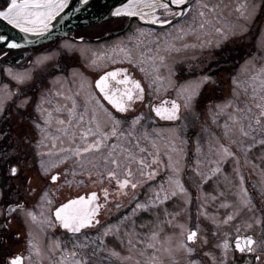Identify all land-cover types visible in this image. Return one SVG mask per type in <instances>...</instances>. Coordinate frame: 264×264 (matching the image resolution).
Instances as JSON below:
<instances>
[{"label":"snow or ice","instance_id":"snow-or-ice-1","mask_svg":"<svg viewBox=\"0 0 264 264\" xmlns=\"http://www.w3.org/2000/svg\"><path fill=\"white\" fill-rule=\"evenodd\" d=\"M88 2L89 0H80L83 5H87ZM170 6H175L177 10L173 11ZM66 7L68 0H7L6 5L0 7V21L6 22L21 33L44 36L49 32L52 21ZM229 7L228 0H126L122 6L111 12L113 17H139L148 24L170 26V30L157 35L152 30L146 32L138 29L135 37L129 38L133 42V47L117 46L112 51L121 59L117 60L115 57L109 59L114 64L126 62L139 70L146 78H150L149 88L155 86L154 90L159 93L164 80L159 74V69L167 67L166 60L172 53L212 46L219 48L230 36L237 34L235 24L228 23L225 17ZM248 8V0H239L236 3L233 9L237 14L236 22L251 18L252 12H249ZM157 9H163V19L155 14ZM252 11L254 12V9ZM0 45H5L8 49L22 47L2 34ZM52 58L51 55H43L34 63L41 67ZM256 61L255 55L245 61L241 73L232 79L231 95L221 103L213 105L210 110L213 122L220 129V135L209 138L206 154L202 151L203 146L197 147L198 159L193 171L200 177L201 183L217 177L226 161L233 160L238 165L236 171L239 177L240 211L227 215L220 222L224 225L231 224L244 209L252 211L254 208L251 197L244 187L245 178L240 175L239 162L243 156L245 163L250 164L249 153L257 146L264 149V62L257 64ZM93 63L95 64V61ZM5 72L17 85H27L32 80L29 71L13 72L6 69ZM241 74H244V79L240 78ZM210 80L211 77L205 75L197 81L178 86L177 98L160 100L159 104L151 106L152 112L160 120L171 122L181 120L182 110H192L193 100L199 94L200 88ZM169 86H172L171 81ZM18 91L19 95L10 91L7 84L0 86V114L4 112L8 101L15 103L14 96L20 100L18 108L30 106L31 98L27 92L23 88H19ZM144 99L145 89L140 81L132 77L129 68L121 67L105 72L95 81V92L91 90V85L83 80L76 84L75 74L72 80L57 79L53 82V87L46 89L36 102L33 109L36 117L29 114V125L36 135L30 134L22 123L17 139L21 147L31 146L36 150L40 175L51 184H56L61 176L65 178V183L69 187L73 183L77 185L84 183L83 180H75L77 176L87 175L93 184L107 180L110 184L115 183L116 197H128L131 193V200L137 201L133 215L140 211H150L175 197L188 195L187 188L181 180L184 167L182 145L186 142L180 141V146L177 145L179 137L175 129L170 130L171 135H165L162 130L145 128L142 115L122 122L104 103L110 105L116 113L123 114L133 111L134 105ZM180 100L183 101L182 104L178 102ZM221 119L223 123H219ZM2 133L3 129H0V135ZM6 159L7 153L0 148V161ZM64 164H69L70 167L65 168L62 173L53 174V169H58ZM208 165L212 166L206 167ZM252 167L253 170L257 169L254 164ZM259 171L261 181L264 183V168ZM19 173L18 167L13 166L9 169V175L13 178L18 177ZM162 173H165L167 178L159 181L153 188L151 182L157 181ZM69 175L73 177V181L67 179ZM145 185H149L152 194L145 202H139L136 190ZM35 191L36 189L29 188L30 194ZM102 193L103 203H100V196L96 192H91L87 196L80 195L69 199L54 211H46L51 209L53 199L50 191L43 190L40 193L38 213L27 210L23 203L8 204L6 209L0 211V215L5 218L2 227L7 228L14 214L23 212L31 224L39 227L41 233L47 228L58 227L68 234L66 243L56 240L50 245L49 264H96L105 250L103 238L119 232L118 227L110 226L93 237L86 231L97 228L101 223L98 217L109 203L110 196L108 188L102 189ZM121 206L120 203L116 204L117 209ZM221 206L229 207L228 204ZM128 219L130 217L126 215L124 220ZM168 223H171V220ZM254 225L261 227L264 232V219L261 218H257L254 224L247 223L244 231L253 228ZM185 231L188 234L186 242L182 243L181 247L191 254L193 249L188 245L196 242L198 231L187 229ZM236 232H241L240 226L236 227ZM127 235L130 252L145 256L147 249L153 250L145 264H161L160 257L155 254L161 250L171 255V249L157 247V244L167 241L162 242L156 231L146 237L145 241L138 239L134 230ZM27 243L29 250L27 256L20 254L10 256L5 264H40L43 257L38 240L29 233ZM140 243H143L144 247L137 249L136 245ZM219 247L223 249L225 255L229 251L247 255L258 253L259 250L255 259L257 264H264V238L237 235L235 241L230 244L225 234V239ZM109 255L120 259L116 252H109ZM33 257L37 259L33 261ZM123 259L132 261L133 256ZM134 264L141 262L135 260Z\"/></svg>","mask_w":264,"mask_h":264},{"label":"flooded vegetation","instance_id":"flooded-vegetation-1","mask_svg":"<svg viewBox=\"0 0 264 264\" xmlns=\"http://www.w3.org/2000/svg\"><path fill=\"white\" fill-rule=\"evenodd\" d=\"M263 1L264 0H262V2ZM262 7H264V3L262 4ZM172 10L175 11L177 9ZM156 14L160 16L161 11H158ZM257 15L261 16L262 14L259 11ZM168 18L171 19V17ZM160 28L163 27L145 23L139 17L127 16L115 17L103 22L83 26L72 31L64 37L47 42L46 45L42 47L45 48L49 46L52 48H56L58 52L55 54V56L57 57L51 60H56L57 58L60 63L55 65L49 64L47 62V65L45 64L43 67H37L36 65H33L34 59L36 60L38 57H41L38 55V53L42 48H38L39 50L35 46L10 50L0 48V54L6 51L5 55L3 56H6L7 53L10 55V57L8 56L9 58L7 60H9L11 64L14 65L15 63L24 59L26 62L25 65L32 67V80L29 81L27 85H17L14 81L15 85L12 86L13 92H16L17 95H19V87L23 88L27 93L29 92L28 96L31 98L30 106L27 108H18L17 105L20 103V100L16 99V97L14 96L15 103H12L11 107L6 105L5 108L7 112L4 111L2 114H0V129H3L4 134H11V143L9 145L10 152L7 154L6 160L0 161V192L3 190L5 191L2 199L0 200V211L6 209L8 204L17 202L23 203L26 209L30 208L35 204L39 191L43 189L50 191L56 197V200L53 202L51 209H48L47 211H54L56 207H59L62 203L67 202L69 199L76 198L80 195L87 196L91 192H96L100 196V203H103L104 199L102 189L108 188L110 193L109 203L101 211V214L98 217L101 221L100 225H98L97 228L86 230L90 233V235L95 237L98 232L102 233L105 228L104 226L108 223H110L111 227H118L119 229H124L130 226L135 227L136 225L142 227L145 224V221L142 218L145 217L146 211L136 212L135 215H133V209L135 208V203L137 201L131 200V193L128 197H116V185L114 182L110 184L107 182V180H105L103 183L93 184L88 176L84 175L75 177V180H83L84 183L79 185L73 183L72 186L69 187L65 183V178L63 176H61V179L56 184H51L48 179L41 177L39 169V158L35 154L36 150L31 146L21 147L17 139V133L20 132V125L23 123L25 129L28 130L30 134L36 135L34 130L30 128L29 114H31V117H36V113L33 111V109L35 108V104L37 101H39L40 96L46 89L53 87V76H56L57 73L67 74L65 68L72 65L73 67L77 68V78L75 79V83L79 84V82L83 80L87 82L88 85H91V90L93 92H95V81L99 79L100 75H103L105 72L111 71L115 68H129L132 77L140 81L141 85L145 89L144 101L137 102L134 105L133 111L123 114L116 113L114 109H111L110 105H107V103L104 102L106 107L112 110L114 115L122 122H124L125 120L130 121L134 116L142 115L144 117L142 123L144 124L145 128H155L157 130H162L165 135H168V132L172 130V128L168 127V132H166L161 127H157L154 125L173 122L160 120L158 117H156L155 113L152 112L151 106L154 104H159L160 100H171L177 98V95L174 93L176 84H172L169 91L167 89H164L168 85L167 78L165 77H172V79L169 78L168 82L173 81L174 83H177V81L179 80V66L177 62H172L170 66L167 65V67H164L163 69L162 67H160L159 74L164 78L163 82L165 83H162L159 93L154 90L155 86L152 89L149 88L148 85L150 83V78H146L143 73L135 68H132L131 65L127 64L126 62L107 64L100 70L97 69L98 65H95V53L96 51H98L97 42L99 40L110 38L113 35L122 34L123 32H126L128 30L130 31L131 35L135 37L138 29H143L146 32L148 30H152L157 35H159L161 34L158 31ZM246 36H248L249 38H246L242 34L240 42L237 45L239 47L237 56L235 58H228L220 54H218V56H216V54L211 55V53L208 52L199 56V59H202V61L195 62L196 67H206L209 70L218 71L217 75H215V77L208 82V84L211 83L209 86H211L212 90H216L218 85L220 86L219 90H223L225 88V78L224 80L218 78L221 77V74L225 75V68L227 66H232L237 57L241 55L243 48L242 45H244L243 38L245 41H247L248 39H251L253 41L257 38L254 33L250 35L247 34ZM61 39H69L74 42H79L81 43V45L76 46V48H63V46L60 45L59 42ZM86 42L90 44L95 43L96 45H91L93 47L90 48L87 47V45H83ZM3 56L0 57V78L3 75V66L1 64ZM93 61H95V64L93 63ZM89 64L94 68H87ZM185 67L187 70H190L189 67H192V64L186 63ZM235 71H237V69H235ZM84 77H87V79H84ZM51 78L53 79L51 80ZM64 78L67 79L66 77ZM65 79H61V81ZM41 86H43L42 89H40ZM40 90H42V92H40ZM213 101H215L213 97L206 99V102H204L205 107H202V109L208 108ZM178 102L182 104L181 100ZM183 111L184 110H182L181 113L182 117ZM21 113H23L24 115H21ZM203 113L204 117H207L208 112L203 111ZM149 118L153 121H150L148 125L147 120ZM175 130L185 136L192 133L191 131H188V128H176ZM3 133L2 135H0V148L2 149L4 143ZM177 145L180 146V143H177ZM182 146L184 148L182 161L184 167L181 173V180L187 188L188 195L186 197H175L169 201H166L163 205L157 207L161 211H165V209L177 210L182 217V220H178L177 222L180 225L181 231L180 234L175 235L174 244L171 246L168 240L164 246H162V244H157V247L161 249H171L172 247L171 255L163 252V250L155 253L160 257L161 264H192V262H195V264H221L222 261L224 262V264H257L255 256L256 254H259V250L258 253L255 254L249 253L247 255H242L239 252L229 251L227 255H225L223 249L219 247V245L225 239L227 229L224 224L220 223L226 214V207L221 206L222 204H224L222 202V197L220 196L222 193L215 191L214 200L219 198V201H217V203L209 205L208 189H216L221 186V183L224 181L223 172L218 174L217 177L201 183L200 177L195 175L193 171L198 159L197 151L195 150V143L186 142ZM202 151L206 154L207 146L205 148H202ZM166 162L167 161L165 158V163ZM226 163L227 161L222 165V169H227ZM13 166L20 169L18 177L15 178L9 175V169ZM239 166L242 168L244 176H250V174H248V168L244 164L241 163L239 164ZM69 167V164H64L58 169H53V174L55 172L62 173L65 168ZM166 178V174L162 173L161 176L157 178V181L151 182L153 188L159 181ZM67 179L69 181H73V177L71 175H69ZM93 179H95V177H93ZM245 184L247 188H250L247 183ZM29 188L36 189L35 193L30 194ZM248 191L249 194H252L253 198L256 197L255 193L251 192L250 190ZM151 194L152 189H150L149 185H145L144 187L138 188L136 190L137 200L139 202H145L146 200H148V197ZM217 195H219V197ZM117 203H120L122 205L119 209L116 208ZM262 214L264 213L262 212ZM126 215L129 216L130 219L124 220V217ZM23 218L26 219V216L24 215ZM23 218L17 216V214H14V216L11 218L10 225L7 228H4L2 227V225L5 223V218L3 215H0V245H2L4 248V252H0V264H5L6 260L10 256H14L17 254L27 256L29 254L28 243L26 242V221H24ZM114 221H116V223ZM181 226H183V228ZM185 229L198 231V238L196 242L188 245L193 249L191 254H188L181 247V244L186 242V236L188 234ZM32 230L36 231L37 229L33 227ZM247 233L254 234V237H256L257 239L264 238V232H262L261 227H256L252 229L251 232L230 234L227 235V238L229 240V243L232 244L235 241L237 235H244ZM37 236L40 241L39 245H41V249H44V252L42 253L43 258L40 260L41 264H43V262L44 264H49L48 257L51 256V253L48 249L46 254V250L48 247H50V244H52L56 240H59L62 243H66L68 239V234L58 227L47 228L43 233L38 231ZM112 236H114V234L103 238L105 250L100 255L99 259H97L96 264H99V261L104 262V259L110 256L109 252H112L113 245L111 242ZM142 248L143 247L141 244V249ZM205 253H207L208 255H205ZM168 256L171 257V260H168ZM34 258L35 257H33V261ZM141 264H143L142 261Z\"/></svg>","mask_w":264,"mask_h":264},{"label":"rangeland","instance_id":"rangeland-1","mask_svg":"<svg viewBox=\"0 0 264 264\" xmlns=\"http://www.w3.org/2000/svg\"><path fill=\"white\" fill-rule=\"evenodd\" d=\"M229 2V10L225 12V17L228 23L235 24V30L237 32L236 35L230 36L227 41H224L219 48L212 46V47H207L204 49L196 48V49H188L186 51H182L179 53H172L171 56H169L166 60L167 65L170 66L172 62H177L179 66V80L177 83H174L173 81L172 84H176L174 93L177 95V87L180 85L187 84L189 82H194L199 80L201 77L207 75L210 76L211 79L217 75L218 71H213L209 70L206 67H196L195 62L202 61V59H199V56L202 54L210 52L211 55L218 54L222 56L228 55V50L225 49L226 45L229 43L231 44L230 51L236 50V45L239 44L240 39L242 34L246 37L247 34H253L257 36L256 40H251L248 39L247 41L244 40L243 38V44L246 46L244 53L246 52V56L238 62L237 66V71H234L230 75V67L225 68V75L221 74L218 79L226 81L227 89L224 91L220 89V86H217L216 90H212L211 86H209L211 83H207L203 85L200 90L199 94L195 97L193 100V107L192 110L189 111H183V117L181 120L173 123H162L161 125H154L157 127H161L164 129L166 132H168V127L172 129H185L188 128V131H191L192 133L190 135H182L178 131L175 130L176 135L179 137V140L176 141V143H180V141H185V142H191L195 143V150L197 151L198 146H203L205 148L207 146V141L209 140L210 137L212 136H219L220 135V129L217 127V124L213 122L212 114H211V108L213 105L219 104L222 101H224L226 98H228L231 95L232 91V79L234 76H237V74L241 73V68L242 66L245 65V61L250 58V56L255 55L257 57V64L264 62V7H262V0H248L249 3V8L248 11L252 12L251 18L249 20H240L239 22H236V13L233 11V9L236 6V3L239 2V0H228ZM254 9V12L252 11ZM161 11V18H164V13L163 9H160ZM261 12V16L257 15L258 12ZM231 12V14H229ZM157 15V14H156ZM259 16V17H258ZM245 29H247L245 31ZM170 30V26H166L163 28H160L158 31L159 33H165ZM130 37H134L131 35L130 31L123 32L122 34H117L113 35L110 38L99 40L97 42V49L95 56H96V64L98 65V70H100L103 66L107 64H114L111 62L109 57H115L117 60L121 59V57L117 56L114 51H112L114 48L117 46H122L126 45L127 47L131 48L133 47V42L130 41ZM60 45L63 46V48H76V46H80L81 43L79 42H74L69 39H61ZM190 43L192 41H189ZM65 45H71V47H65ZM83 45H87V47H93L96 44H90V43H84ZM93 45V46H91ZM242 45V46H244ZM255 46V48L253 47ZM179 46V45H178ZM39 50V49H38ZM58 52L56 48L52 47H45L39 50L38 55L43 56V55H51L54 59L55 54ZM224 53V54H223ZM27 54V53H26ZM36 57V56H35ZM97 57H100V59H97ZM227 57V56H226ZM8 57H4L3 60H1L2 68H3V75L0 78V86L7 84L9 86V90L13 92L12 86L15 85L14 81L11 80V78L7 75L5 72L6 69H11L13 72H24V71H29L32 74V67L25 65V60L22 59L21 61L15 63L14 65L7 60ZM34 59V58H33ZM36 60L34 59V62ZM32 63V62H31ZM49 64H60L58 59L56 60H49ZM186 63H191L192 67H189L190 70H187L185 67ZM30 65V64H29ZM35 65V63H33ZM47 65V64H46ZM90 65V64H89ZM87 68L93 69V66H89ZM28 66V67H27ZM27 67V68H26ZM43 67V66H41ZM26 68V69H25ZM164 67H162L163 69ZM76 67H73L72 65L69 67H66L65 70L67 71V74H61L57 73L56 76L54 75V81L59 79H65L66 77L68 80H72L71 78L74 77L75 74V79L77 78L76 74ZM229 69V71L227 70ZM43 70V69H41ZM64 70V71H65ZM216 73V74H215ZM51 78V80L53 79ZM167 78V86L164 89H167L168 91L170 90L171 86H169V78L172 79L171 76L165 77ZM241 79H244L245 76L244 74L240 75ZM84 79H87V77H84ZM165 82H163L164 84ZM21 88V87H19ZM43 86L40 87L42 89ZM42 92V90H40ZM164 92V91H162ZM29 94V92L27 93ZM214 98L215 101L211 102L210 106L206 109H202V107H205L204 102H206V99L208 98ZM22 99V97H21ZM13 100L14 97H13ZM182 101V100H181ZM183 103V101H182ZM11 107L12 101H8L6 104ZM6 108H5V110ZM203 111H207V117H204ZM153 121L152 119H148L147 123L149 125V122ZM219 123H223V119L219 121ZM168 135H171V132H168ZM3 138H4V143H3V150L8 154L10 152V143H11V134L3 133ZM7 143V144H6ZM163 146V145H162ZM203 158V157H202ZM249 159L251 160L250 164H246L244 157H240V162L239 164H245V166L248 168V174H250L249 179L247 176H245V181L249 180V186L250 188L246 187V182H244V187L248 190H250L253 193H256L258 196V199L256 200L255 198L252 197V194H249L252 200V204L254 205V208L252 211H248L247 209H244L242 212H240V215L237 216V219L234 220L231 224L225 225L227 227L226 229V234H235L236 232V227L240 226L241 227V232L244 231V226L247 223H253L257 218H263L264 219V183L261 181V173L259 169L264 168V149L261 147L257 146V148L253 149L251 153H249ZM256 165L257 169L253 170L252 165ZM212 165H209L208 167H211ZM227 169H222L223 172V182L221 183V186L219 188L213 189L210 188L208 189V203L209 205H212L214 203H217L219 201V198L216 200L213 199L215 196V192H220L223 195H220L222 197V202L224 204H228L229 207H226V214L224 218H226L227 215L232 214L234 212L240 211L239 209V201H240V194H239V177L237 175V163L233 160H229L226 163ZM40 169V167H39ZM240 169V175L244 176V172L242 171V168L239 166ZM252 176V177H251ZM247 178V179H246ZM11 182V181H9ZM46 190V189H43ZM41 190V191H43ZM37 195V200L34 205H32L30 208H27V210H32L35 212L40 211L39 207V198H40V193ZM4 190L0 192V200L2 199L4 195ZM249 192V191H248ZM250 192V193H251ZM51 193V192H50ZM6 196V195H5ZM9 196V195H8ZM219 197V195H217ZM52 199L53 202L56 200V197L52 193ZM1 208V206H0ZM48 209H46L47 211ZM17 216H20L21 218L24 217L23 212H19ZM174 217V219H173ZM223 218V219H224ZM24 221H26V242L29 240V233H31L37 240L38 242L39 239L37 238L38 236V231H40L39 227L31 224V222L28 220L26 217L23 218ZM145 221V224L140 227V226H135V227H126L124 229H119V232L115 233L114 236L111 237V242H112V252H116L119 254L120 259L114 256H108L104 260V262L99 261V264H134L135 260H139L140 262L142 261L143 264H145V261L149 255L153 254L152 249H147L145 256H140L138 253H133L129 251V236L127 235L129 232H132L133 230L137 234V238L140 239L141 241H145L146 237L150 236L153 231H156L159 233V239L163 241H169L170 245L172 246L175 242V235L180 234L181 228L180 225L177 223L178 220H182L181 215L178 213L177 210H171V209H165V211H161L158 208H153L150 211H146L145 217L142 218ZM171 220V223H168V221ZM116 223V221H114ZM113 222V223H114ZM36 228V231H33L32 228ZM106 228L110 227V223L106 224L104 226ZM258 228V226H253V228L248 229L246 232H251L252 229ZM39 229V230H38ZM37 235H36V234ZM141 244L142 247H144L143 243L137 244L136 247L137 249H141ZM51 245V244H50ZM165 243L162 244L164 246ZM40 249H41V245ZM49 247L46 250V254L48 251ZM172 251V247H171ZM0 252H4V248L2 245H0ZM44 252V249H41V254ZM29 253V250H28ZM133 256V260L129 261L126 259H123L128 256ZM37 258H34V261ZM168 260H171V257L168 256ZM41 264V263H40ZM44 264V262H43Z\"/></svg>","mask_w":264,"mask_h":264},{"label":"water","instance_id":"water-1","mask_svg":"<svg viewBox=\"0 0 264 264\" xmlns=\"http://www.w3.org/2000/svg\"><path fill=\"white\" fill-rule=\"evenodd\" d=\"M125 2L126 0H89L87 5H83L80 0H68V7L52 21L49 32L44 36L21 33L3 21H0V34L21 44L22 47L40 45L57 37L66 36L84 25L112 18L111 12ZM171 7L175 8V6ZM0 47L6 46L0 45ZM247 235L253 236V234Z\"/></svg>","mask_w":264,"mask_h":264},{"label":"trees","instance_id":"trees-1","mask_svg":"<svg viewBox=\"0 0 264 264\" xmlns=\"http://www.w3.org/2000/svg\"><path fill=\"white\" fill-rule=\"evenodd\" d=\"M6 2H7V0H0V7L5 6V5H6ZM231 44H232V43H229V44H227V45L225 46V47H226L225 49L228 50V55L226 54V56H227L228 58L236 57V56H237V53H238V47H239V46L236 45V50H235V52H234V51H230ZM244 48H245V47L243 46L242 49H244ZM244 51H245V49L242 50V54H241V56L237 57V59L235 60V62H234V64H233V68H232V69L230 68V72L233 71L234 67H236V65H238V62H240V61L246 56V52L244 53ZM7 56L10 57L9 54H7ZM7 56H6V57H7ZM227 64H228V63H227ZM228 67H229V66H228ZM228 67H227V68H228ZM227 70L229 71V69H227Z\"/></svg>","mask_w":264,"mask_h":264},{"label":"bare ground","instance_id":"bare-ground-1","mask_svg":"<svg viewBox=\"0 0 264 264\" xmlns=\"http://www.w3.org/2000/svg\"><path fill=\"white\" fill-rule=\"evenodd\" d=\"M145 11H149L148 9H145Z\"/></svg>","mask_w":264,"mask_h":264}]
</instances>
